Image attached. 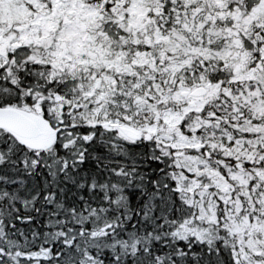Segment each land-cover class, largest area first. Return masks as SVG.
<instances>
[{
  "label": "snow or ice",
  "instance_id": "1",
  "mask_svg": "<svg viewBox=\"0 0 264 264\" xmlns=\"http://www.w3.org/2000/svg\"><path fill=\"white\" fill-rule=\"evenodd\" d=\"M0 264H264V0H0Z\"/></svg>",
  "mask_w": 264,
  "mask_h": 264
}]
</instances>
